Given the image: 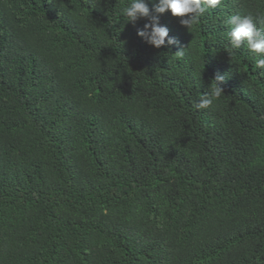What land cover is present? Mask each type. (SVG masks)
Here are the masks:
<instances>
[{
	"label": "trees",
	"instance_id": "1",
	"mask_svg": "<svg viewBox=\"0 0 264 264\" xmlns=\"http://www.w3.org/2000/svg\"><path fill=\"white\" fill-rule=\"evenodd\" d=\"M129 3L0 0V264H264V75L228 38L264 0L160 14V49Z\"/></svg>",
	"mask_w": 264,
	"mask_h": 264
},
{
	"label": "clouds",
	"instance_id": "2",
	"mask_svg": "<svg viewBox=\"0 0 264 264\" xmlns=\"http://www.w3.org/2000/svg\"><path fill=\"white\" fill-rule=\"evenodd\" d=\"M222 3V0H156L152 15L146 0H130L124 7L123 16L127 23L133 25L141 18H148L149 22L143 29H137V35L144 38L148 44L160 49L162 46L174 44L175 38L169 36V29L162 26L159 21L160 14L171 12L172 16L180 17L182 26L189 30L198 23L199 18L208 9H214ZM264 23V21H261ZM228 23L232 26L228 33L230 48L239 50L246 46L248 51L253 53L257 59L253 67L264 75V32L257 27L252 16L233 15ZM225 77L217 75L213 81L210 92L203 94L199 101L194 104L197 109H206L213 105L214 100H218L224 93L221 86Z\"/></svg>",
	"mask_w": 264,
	"mask_h": 264
}]
</instances>
